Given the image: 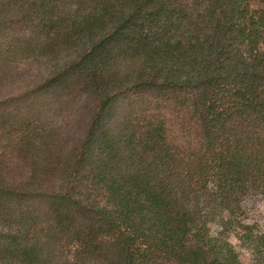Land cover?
Instances as JSON below:
<instances>
[{"label":"trees","instance_id":"obj_1","mask_svg":"<svg viewBox=\"0 0 264 264\" xmlns=\"http://www.w3.org/2000/svg\"><path fill=\"white\" fill-rule=\"evenodd\" d=\"M254 196L264 0H0V264L264 260Z\"/></svg>","mask_w":264,"mask_h":264},{"label":"rangeland","instance_id":"obj_2","mask_svg":"<svg viewBox=\"0 0 264 264\" xmlns=\"http://www.w3.org/2000/svg\"><path fill=\"white\" fill-rule=\"evenodd\" d=\"M261 202H264V198L261 196H254V197L249 198L245 204V210H244L243 217H246L245 218L246 221H249V220L253 221L252 224L256 226V229L264 231V227H262L261 224L259 223L261 221H264V214H261L258 210V204ZM212 229L218 230L219 229L218 224L214 223ZM241 249L246 250L238 246V250L240 253H241ZM251 264H264V260H257L251 254Z\"/></svg>","mask_w":264,"mask_h":264},{"label":"clouds","instance_id":"obj_3","mask_svg":"<svg viewBox=\"0 0 264 264\" xmlns=\"http://www.w3.org/2000/svg\"><path fill=\"white\" fill-rule=\"evenodd\" d=\"M258 210L261 214H264V202L258 204ZM246 223H252L253 221H245ZM262 227H264V221L259 222ZM234 249L239 246V241L233 239L232 241ZM241 264H251V253L250 251H246L241 249Z\"/></svg>","mask_w":264,"mask_h":264}]
</instances>
